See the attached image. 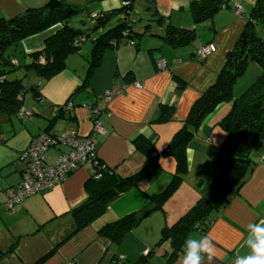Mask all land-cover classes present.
<instances>
[{
	"label": "crops",
	"instance_id": "crops-1",
	"mask_svg": "<svg viewBox=\"0 0 264 264\" xmlns=\"http://www.w3.org/2000/svg\"><path fill=\"white\" fill-rule=\"evenodd\" d=\"M47 1L0 0V18L13 17L29 7L41 6ZM67 1L78 5L95 3L90 11L92 13L114 7L105 3L106 0H99L98 3L96 0ZM192 1L194 0H157L154 7L167 20L171 23L174 22L173 24L180 27H195L192 15H190ZM223 1L225 5L213 19L201 23L200 26L197 25L199 36L191 45L172 48L164 45L160 37L147 34L144 37L150 39L146 42H142L144 39L141 40L139 47L123 44L115 50L106 52L101 67L92 76L90 85L86 88H91L99 97L91 99L90 96L81 93L78 96V101L75 100V103L77 101L96 105L102 109L107 108L106 112L102 114L107 132L97 136V150L100 158L121 176L125 177L136 173L150 160L146 153L136 149L132 142L133 139L140 134L146 135L156 143V150L160 153L163 152L170 141L165 142L164 146H166L163 148L158 146L160 139L164 134L166 135L164 139L171 140L173 138L174 134L183 127L193 103L205 89L215 82L217 74L225 64L228 53L235 47L241 36L247 18L256 2V0ZM132 6L131 17L134 11L133 3ZM238 6L241 7L240 12H238ZM144 7L146 10L152 9L151 3H144ZM60 27L61 25H57L29 36L20 42V46L25 52L40 48L45 39ZM210 44H214L216 50L205 59L200 57L197 51ZM162 58L167 61L165 69H160L157 66V61ZM110 66H113L111 72L113 75L110 76V79L104 80V84L100 86L98 84V80L101 79L100 72L104 69L107 71ZM75 70L76 68L72 69L67 64L66 69L58 74L64 80L60 81L58 88L66 90V100L63 104L61 97L55 94L52 89L45 90L44 88V91L41 89L42 95L49 103L48 106L50 105L51 112H53L52 105H64L71 96L70 94L74 93L70 91H74L73 89L82 81L81 75L77 74ZM118 72L119 76L115 77ZM257 73L250 79L242 77L235 86V94L239 95L237 90L243 92L254 81L253 79L257 78L259 75ZM180 80L186 82L184 88L180 87ZM136 81L141 85L137 86ZM108 89H113L115 92L114 98L109 103L104 97V92ZM101 99L102 102L99 103ZM82 100L84 101L82 102ZM162 103L176 105V113L167 123L156 122L160 116L159 107ZM230 106L229 103L218 106L206 118L188 147L189 171L181 184L184 183L185 186H188L189 193L175 209L171 208L173 205L170 206L167 203L163 205V210L173 215L174 222L205 194L207 186L199 182L206 179L208 185L217 176V163L209 154V147L219 145L224 141L226 133L219 125V121L227 114ZM35 113L38 114V112ZM61 114L63 118L74 120L78 126L70 135L87 136L93 133L89 108H74L72 111ZM42 116L47 123L44 125V121L41 120L37 125L38 131L30 132L29 143L35 135L45 130L48 125L47 120L54 117V114L52 113L51 116L42 114ZM86 117L91 120V125L87 124ZM162 126H165L164 129ZM80 127L85 128L83 132ZM48 133L58 134L60 132L52 128ZM9 139L3 143H9L11 140ZM59 149L61 153L67 150L62 147ZM204 152L212 157L213 163H209L211 159L205 156H201V159L197 160L199 155L205 154ZM167 156L170 155L161 156L162 165L154 168L151 178L158 176L163 170V165L169 158ZM251 158L254 168L250 179L226 206L222 207L220 211L211 213L213 223L208 232L204 235L199 231H191L188 236L193 239L207 236L212 242L215 255L209 260L207 255L202 253L204 258L201 264H236L238 257L249 255L252 252L246 243L251 234L249 226H264V139L253 149ZM88 165L89 167L85 168ZM168 165L170 168L174 167L176 162L172 159ZM26 168V164H19L17 156L13 154L9 162L0 166V264H111L113 256L117 253L123 254L127 260H132L133 254L129 250L123 246L115 248L114 241L100 234L99 230L104 225L131 212H135L140 221L143 220L154 210L149 195L163 190L151 192L152 190L147 189L145 185H141L142 182L140 187H134L114 199L103 214L77 234L65 240L75 228V219L70 211L88 198L86 182L93 172L92 165H82L64 182L47 191L27 196L14 208L9 209L5 204L8 200L6 189L17 185L26 176ZM195 168H198L197 179L194 175ZM149 180L150 178L144 182ZM2 192L5 196L1 195ZM161 225L163 227L171 225L170 220L166 224L162 220ZM137 230L134 228L128 232L121 241H131L130 237H134L135 240L132 242L136 247V252L143 255L153 247L154 241L149 237L143 238L141 235L145 234L136 233ZM145 233L156 235L155 229L148 225L145 226ZM15 242L17 244L12 250ZM57 245H59L58 248L50 254L51 249ZM158 250L159 247L155 251ZM172 250V246L171 251L165 250L163 264ZM184 254L185 249L183 254L176 257L172 263L183 264Z\"/></svg>",
	"mask_w": 264,
	"mask_h": 264
},
{
	"label": "trees",
	"instance_id": "trees-1",
	"mask_svg": "<svg viewBox=\"0 0 264 264\" xmlns=\"http://www.w3.org/2000/svg\"><path fill=\"white\" fill-rule=\"evenodd\" d=\"M156 1L149 0L152 6L156 4ZM224 5L223 0H194L190 5V13L196 23H202L213 19ZM132 7V2H130L124 3L119 8L92 13L88 11L86 5L74 4L67 0H48L41 6L29 7L13 17H1L0 113L10 116L23 115L25 98L29 91L33 92L40 104L46 100L42 95L40 84L27 87L22 78L9 79L8 73L12 71L10 69L20 67L21 61L17 60V55L6 56L5 52L12 46L20 45V42L27 37L54 26L61 25L55 33L45 39L42 47L25 52V76L34 72L46 80L54 78L66 69L67 58L70 54L82 53L84 42L90 39L91 31L96 32L103 29V32L92 39V50L90 57L87 58L89 66L84 83L71 94L64 105H60L65 107L70 101L74 104L72 109H63L64 111L59 113L55 112L59 105H52L54 117L47 120L48 125L43 131L46 133L53 128L57 118H63L61 113H67V111L76 108L75 94L83 88H88L89 75L91 76L101 67L104 55L109 50H115L123 44L139 47L142 37L147 34L160 37L164 45L172 48L191 45L198 38L195 28L173 24L157 10L152 14V20L165 26V31L161 29L151 31V26L145 31H137L132 24ZM85 12H90V17L95 21L90 30L69 24L70 19L75 15ZM118 14H122L124 17L117 24L107 27L111 19ZM82 22L84 23V20ZM259 24H264V0H256L244 30L235 47L228 53L225 64L217 74L215 82L205 89L193 103L183 127L174 134L163 152H158L156 143L146 135L140 134L133 139L132 142L136 149L151 158L142 169L129 176H121L100 158L97 150L92 162L86 163L91 164L95 169V173H92L86 182L88 198L70 211L75 219V228L65 240L77 234L103 214L114 199L134 187H140L144 180L153 176L154 168L161 167V156L170 155L176 159V172L172 174L166 189L149 195V200L153 203L152 209H163L167 195L173 193L180 186L189 171L188 147L195 134L218 106L229 103L231 105L229 111L219 121V125L226 133L225 139L221 144L209 147V149L214 147L222 152L226 156V163L218 170L216 178L211 182L205 194L172 225H165L162 228L163 237L161 236L160 241L141 255L137 261L121 259L120 254L117 253L113 256L111 264H153L151 255L165 239L171 242L173 250L164 264H173L174 259L183 254L185 240L191 231H199L204 235L208 232L213 223L211 213L220 211L222 207L226 206L250 179L254 168L251 154L256 145L264 139V38L258 30ZM251 63L258 64L262 72L241 94L236 95L235 86ZM119 74V72L116 73L115 77H118ZM185 86L186 82L180 80V87L184 88ZM83 106L99 108L86 103ZM159 108L160 116L156 122H169L176 113L174 104L162 103ZM37 135L33 137L32 141ZM0 140L2 143H6L8 138ZM139 221L140 218L136 213L131 212L104 225L99 231L100 234L111 238L114 242L121 241ZM16 244L15 242L12 250ZM58 246L51 249L49 253L52 254Z\"/></svg>",
	"mask_w": 264,
	"mask_h": 264
},
{
	"label": "rangeland",
	"instance_id": "rangeland-1",
	"mask_svg": "<svg viewBox=\"0 0 264 264\" xmlns=\"http://www.w3.org/2000/svg\"><path fill=\"white\" fill-rule=\"evenodd\" d=\"M96 1H97V3L99 2V0H96ZM127 2H132L134 4V8H133L134 11H133V15H132V19H133L132 24H133V27L137 31H140V32L145 31L150 26H151L150 27L151 31L156 30V29H161L162 31L163 30L165 31V26L158 24L157 21L152 20L153 19L152 13L155 12V7L151 5L152 9H148V10L145 9L144 3H150L149 0H106L105 3L110 4L111 7L114 6L113 8H119L124 3H127ZM80 4H83V3H80ZM84 5H86L88 7V9H89L88 11H91L92 7H93V5H95V3H87V4L84 3ZM108 8H110V7H108ZM89 13L90 12H85V13H82L79 15H75L72 19H70L69 24L73 25L77 28L90 30L94 26L95 21L92 17H90ZM122 17H124V16H122V14H118L117 16H115L114 18L111 19V21L107 27H111V26L117 24ZM82 20H84V23L82 22ZM210 20L211 19H208L206 21H210ZM184 21L186 22V20H184ZM177 24H179V23H177ZM194 24H195L194 25L195 27H191V28H195L196 30H197V28H196L197 25H199V26L201 25V23H196L195 21H194ZM180 25L185 26L183 24H180ZM258 30L264 38V24H259ZM101 32H103V29H101L100 31H96V32L91 31L90 39H88L87 41L84 42L82 53H72L67 58V64L72 69L76 68L75 71L77 72V74L81 75L82 81L79 82L80 84L84 83L85 78L87 76V71H88V66H89L87 58L90 57V54H91L92 39L97 34H100ZM198 36H199V34H198ZM149 39L150 38L142 37V40H143L142 42H146ZM201 48H203V47H201ZM9 54L17 55L19 57V60L21 61L20 67L18 66L16 69H10L12 71H10L8 73L9 79L22 78L24 84L27 87L40 84V88L43 89V91H44V88H45V90L46 89H52L55 92V94H57L58 96L61 97V99H62L61 103L63 104L65 102V100H66L65 99V96H66L65 91L66 90H62L61 88H58L59 83L64 81L63 78H61L62 76L57 75L58 77L55 76L54 78H52L50 80H46L45 78L39 77L34 72H30L27 76H25V73H26V71L24 69L25 51L23 50L22 46L17 45V46L10 47L5 52L6 56H8ZM18 57H17V59H18ZM10 67L13 68V66H10ZM112 67L113 66H110L109 68H107V71H106V69H104L100 72L101 79L98 80V84L100 86H102L104 84V80L110 79V76L113 75V73H111ZM256 72H258L257 74H260L262 72L261 67L259 65H257L256 63H251L248 66L245 74L242 77H244L245 79H250L252 77V75H254ZM95 73L96 72H94L91 76L89 75L90 78L88 77V82H87L88 85H90L91 78ZM108 73H109V75H108ZM253 80L255 81L256 78ZM239 81H241V80H239ZM80 84L73 89L74 91H70V92H72V93L76 92L78 87L80 86ZM250 84H252V83H250ZM237 92L239 94L242 93V91H239V90H237ZM81 93H83L87 96H90L91 99H96L97 97H99V96L95 95L94 91L91 88H89V89L83 88L80 91H78L77 94H75L76 95L74 97L75 100L78 99V96ZM102 93H103V91H102ZM236 95H238V94H236ZM77 101H76V108L77 109H87V107L83 106V103H79ZM83 101L84 100H82V102ZM101 102H102V99L99 101V103H101ZM48 104L49 103L46 100H44V103L40 104V102L35 98L33 92L29 91L26 95V98H25V105H24V109H23L25 112L23 115H11L10 116V115L5 114V113H0V139H2V138H10L11 139V140L9 139L10 142L7 144H4V143L0 144V166H1V164L9 162L12 154L14 156H17L19 164H22V165L26 164L27 165L26 160L22 159L21 156L30 144L29 143L30 132L36 133L38 131L37 125L40 123L41 120L44 121V125H45V123H47V122H45L42 114L43 115L45 114L48 116L52 115L53 112H51ZM35 112H38V114H36ZM85 119L88 122L87 124L91 125V120L89 119V117H86ZM82 121L83 120L81 118V124H82ZM164 127L162 126V129H164ZM53 128L57 129L60 132L58 134L61 135L62 133H67V134L74 133V131L76 130V128H78V126L74 120L59 117L55 121ZM84 129H85L84 127H82V128L80 127V130L82 132L84 131ZM164 137H166L165 134L160 139L158 146L163 147L165 142L168 143L170 141L166 138L164 139ZM62 148L65 149L66 147L63 146ZM204 153L205 154H203V155H199L197 160L199 161L201 159V156H205V157H208V159H211V160H209V161H211L209 163H213L212 157L207 152H204ZM60 154H61V150L59 149L58 146H56L47 152L46 157H47L49 162H55L58 159V157L60 156ZM167 157H169V158H168L167 162L163 165V170H161L159 175L155 176L153 178H150V180L147 182L143 181V183L141 184V185H145L147 189L152 190L151 192H158V191L166 189L168 186V183L170 181V178H169L170 174H173L176 170V165H174V167H171V168L168 167L169 166L168 163H170V161H172V159H173V161L176 162V159L173 156H167ZM167 157H165V158L167 159ZM150 160H151V158H150ZM88 167H89V165L86 166L85 168H88ZM208 167L206 168V170L208 169ZM197 170H198V168L194 169V175L196 176V179H197ZM206 170H204V171H206ZM212 181L213 180H211L210 183H208V185H207L206 179H205V181H202L199 183H204L207 186V188H206V190H207ZM198 184H196V185H198ZM17 185L9 187L6 189L7 196H8V191L11 188L17 187ZM187 193H189V188L187 185L185 186V184L183 183V184H181V186H178L174 190L173 193H171L170 195H167L164 203H167V205L170 204V206L173 205L171 208L175 209V207L179 203H182L183 200H185ZM1 195L5 196V194L3 192L1 193ZM162 220L165 222V224L168 223V220H170V224L172 225L174 222L173 221L174 217H173V215L168 214L162 208H156L150 214H148V216H146L143 220L136 223L133 227L135 228V230L138 229L136 231V233L145 234V235H141L143 238H146V237L151 238L154 241V244H153V247H154L160 241L161 236L163 237V233H162V227L163 226L161 225ZM146 225L151 226L155 229V234H156L155 236L153 235V233H149V234L145 233V226ZM130 239H131V241H126V242L115 241L114 247L118 248L119 246L120 247L123 246L124 248H126L127 250H129L133 254V256H131L132 257L131 261H137L142 254L139 255L138 252H136V247H135L134 243L132 242L135 240V238L130 237ZM162 242L163 243L161 245H159V250L153 252L151 255V259H152L153 264H163L164 258H165V256L163 254L165 253V250L167 249L168 251H171V246H170L171 242L168 241V239H165ZM122 244H124V245H122ZM184 249H185V246H184Z\"/></svg>",
	"mask_w": 264,
	"mask_h": 264
},
{
	"label": "built area",
	"instance_id": "built-area-1",
	"mask_svg": "<svg viewBox=\"0 0 264 264\" xmlns=\"http://www.w3.org/2000/svg\"><path fill=\"white\" fill-rule=\"evenodd\" d=\"M237 9L238 12H240L241 7L238 6ZM215 50V45L210 44L204 48H200L197 53L200 57L205 59ZM157 66L160 69H165L167 67L166 59H159L157 61ZM135 84L137 86L141 85L138 81H136ZM114 95L115 92L113 89L106 90L104 96L106 102L109 103L114 98ZM73 105V102L69 101L65 107L58 106L55 112L60 113V111L70 110ZM89 108L93 121V133L87 136H80L67 133L52 135L41 132L31 142L30 146L22 154V159L27 162L26 176L17 187L11 188L8 191V200L5 203L7 208H14L16 204L20 203L27 196L44 192L55 187L64 182L69 175L79 167L92 162L97 152V136L106 134L107 132L102 119V114L106 112L107 108L103 110L96 107ZM1 143L0 140V144ZM56 146L59 148L65 146L67 150L62 151L55 162H49L46 154L50 149ZM92 173H95V169H93ZM119 257L121 259H126L123 254H120Z\"/></svg>",
	"mask_w": 264,
	"mask_h": 264
},
{
	"label": "clouds",
	"instance_id": "clouds-1",
	"mask_svg": "<svg viewBox=\"0 0 264 264\" xmlns=\"http://www.w3.org/2000/svg\"><path fill=\"white\" fill-rule=\"evenodd\" d=\"M250 237L246 241L252 252L237 258L236 264H264V226L250 225ZM203 254L211 260L215 255L214 247L207 236L199 239L185 240V254L183 264H201Z\"/></svg>",
	"mask_w": 264,
	"mask_h": 264
},
{
	"label": "water",
	"instance_id": "water-1",
	"mask_svg": "<svg viewBox=\"0 0 264 264\" xmlns=\"http://www.w3.org/2000/svg\"><path fill=\"white\" fill-rule=\"evenodd\" d=\"M209 154L212 155L214 161L217 163V169L220 170L226 163V156L217 149H210Z\"/></svg>",
	"mask_w": 264,
	"mask_h": 264
}]
</instances>
